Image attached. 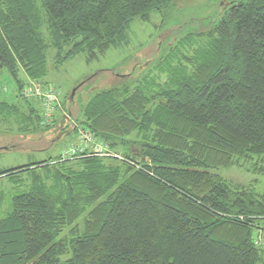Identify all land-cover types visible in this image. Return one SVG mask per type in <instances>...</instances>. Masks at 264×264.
<instances>
[{
    "label": "trees",
    "instance_id": "16d2710c",
    "mask_svg": "<svg viewBox=\"0 0 264 264\" xmlns=\"http://www.w3.org/2000/svg\"><path fill=\"white\" fill-rule=\"evenodd\" d=\"M174 1L0 0V76L25 105L0 98V122L23 135L50 129L49 54L55 69L79 54L98 60L133 19ZM197 38L190 56L81 106L61 150L87 132L109 156L60 150L0 169L11 184L0 191V264H264V190L214 172L248 164L264 175V0L230 3ZM35 86L56 93L48 125L24 93Z\"/></svg>",
    "mask_w": 264,
    "mask_h": 264
},
{
    "label": "rangeland",
    "instance_id": "374dc122",
    "mask_svg": "<svg viewBox=\"0 0 264 264\" xmlns=\"http://www.w3.org/2000/svg\"><path fill=\"white\" fill-rule=\"evenodd\" d=\"M236 1L239 0H175L160 12L151 13L148 21L133 19L122 42L95 61L88 62L83 54H79L55 69L49 54L45 80L59 93L56 123L46 131L23 135L16 132L18 125L13 121L10 124L0 122V169L56 156L73 140V133L69 132L77 125L80 108L96 91L135 82L157 69L158 65L154 66V62L167 60V63L176 56L177 63L179 56H190L189 49L194 46L191 43H199L197 36L209 31L230 3ZM187 38L191 40L188 45L184 43ZM20 76L24 84L32 81H28L23 72ZM0 87L8 93L5 96L1 91V99L16 100L13 97L16 86L6 70L0 76ZM20 106L25 109L23 103ZM64 116L66 126H59ZM77 129L81 128L77 126ZM93 144L91 140L89 148H93ZM42 148L45 150L35 151ZM117 151L121 154L120 149ZM248 166L220 168L214 172L232 183L252 185L263 191L264 175L247 171ZM6 181L0 180V191L5 193L11 187ZM261 240L264 241V235Z\"/></svg>",
    "mask_w": 264,
    "mask_h": 264
},
{
    "label": "built area",
    "instance_id": "2783aa9c",
    "mask_svg": "<svg viewBox=\"0 0 264 264\" xmlns=\"http://www.w3.org/2000/svg\"><path fill=\"white\" fill-rule=\"evenodd\" d=\"M25 95L28 97L37 96V99L40 103V110H41V123L43 125H48L52 121V115L54 112V104L56 100V93L54 90H40L38 87H33L32 89H26L24 91ZM91 136L87 134V132H83L80 135V142L76 143L72 146H69L67 149L61 150L60 155L62 157L71 158L77 153L80 154L81 152H93L97 153L100 156H109L110 153L107 149L100 144H93V148H89L91 142ZM93 141V140H92Z\"/></svg>",
    "mask_w": 264,
    "mask_h": 264
},
{
    "label": "crops",
    "instance_id": "0c3cea01",
    "mask_svg": "<svg viewBox=\"0 0 264 264\" xmlns=\"http://www.w3.org/2000/svg\"><path fill=\"white\" fill-rule=\"evenodd\" d=\"M27 78V77H26ZM28 79V78H27ZM15 91V90H14Z\"/></svg>",
    "mask_w": 264,
    "mask_h": 264
}]
</instances>
